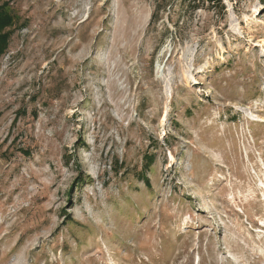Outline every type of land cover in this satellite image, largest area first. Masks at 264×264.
<instances>
[{"label": "rangeland", "instance_id": "374dc122", "mask_svg": "<svg viewBox=\"0 0 264 264\" xmlns=\"http://www.w3.org/2000/svg\"><path fill=\"white\" fill-rule=\"evenodd\" d=\"M0 7V264H264V0Z\"/></svg>", "mask_w": 264, "mask_h": 264}, {"label": "trees", "instance_id": "16d2710c", "mask_svg": "<svg viewBox=\"0 0 264 264\" xmlns=\"http://www.w3.org/2000/svg\"><path fill=\"white\" fill-rule=\"evenodd\" d=\"M211 4L212 6L218 7L221 3V0H204ZM190 2L193 3V8L197 9L198 3L203 2V0H190ZM158 8L154 10L151 19H156V13L158 12ZM12 24V18L9 15L8 11L4 7H0V56L6 51L8 46V41L10 38L9 32H4L5 28L9 27ZM145 158V164H144V170L140 173L139 177L144 180L145 183L148 184V180L145 177L144 171H147L149 167L152 165L153 156H144Z\"/></svg>", "mask_w": 264, "mask_h": 264}]
</instances>
